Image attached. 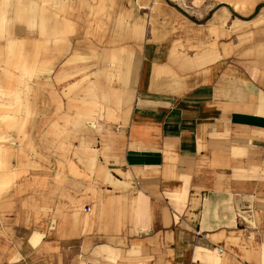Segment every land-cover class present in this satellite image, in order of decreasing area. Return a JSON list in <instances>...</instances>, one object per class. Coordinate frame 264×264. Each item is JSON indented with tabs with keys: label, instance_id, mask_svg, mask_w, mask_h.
Here are the masks:
<instances>
[{
	"label": "crops",
	"instance_id": "1",
	"mask_svg": "<svg viewBox=\"0 0 264 264\" xmlns=\"http://www.w3.org/2000/svg\"><path fill=\"white\" fill-rule=\"evenodd\" d=\"M207 2L0 0V264H264V0Z\"/></svg>",
	"mask_w": 264,
	"mask_h": 264
},
{
	"label": "rangeland",
	"instance_id": "2",
	"mask_svg": "<svg viewBox=\"0 0 264 264\" xmlns=\"http://www.w3.org/2000/svg\"><path fill=\"white\" fill-rule=\"evenodd\" d=\"M170 3L183 7V9H187L189 11H198L205 4H208V0H169Z\"/></svg>",
	"mask_w": 264,
	"mask_h": 264
},
{
	"label": "built area",
	"instance_id": "3",
	"mask_svg": "<svg viewBox=\"0 0 264 264\" xmlns=\"http://www.w3.org/2000/svg\"><path fill=\"white\" fill-rule=\"evenodd\" d=\"M200 236H204L203 234H199ZM217 251H218V253H223L225 250H224V248H222V247H217Z\"/></svg>",
	"mask_w": 264,
	"mask_h": 264
}]
</instances>
